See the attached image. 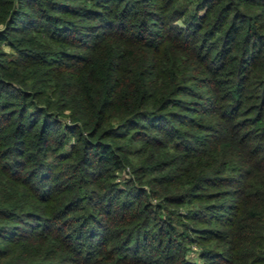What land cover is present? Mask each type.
Listing matches in <instances>:
<instances>
[{"label":"trees","instance_id":"1","mask_svg":"<svg viewBox=\"0 0 264 264\" xmlns=\"http://www.w3.org/2000/svg\"><path fill=\"white\" fill-rule=\"evenodd\" d=\"M0 264H264V0H0Z\"/></svg>","mask_w":264,"mask_h":264}]
</instances>
